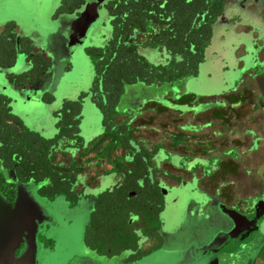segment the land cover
Here are the masks:
<instances>
[{
  "label": "flooded vegetation",
  "instance_id": "1",
  "mask_svg": "<svg viewBox=\"0 0 264 264\" xmlns=\"http://www.w3.org/2000/svg\"><path fill=\"white\" fill-rule=\"evenodd\" d=\"M90 1L96 0H60L57 4L47 0H0V78L13 86L12 96L0 93V119H5L9 128L14 125L23 132L12 133L15 138L31 134L42 141L15 143L10 139V146L0 149V155L7 157L0 156V192L10 210L15 209L16 186L25 190L40 207L39 212L29 213L35 220L26 221V228L19 229L15 238H7L10 249L6 264H256L260 258L249 259L254 251L246 248L245 241L251 235L258 242L256 245L264 246L260 230L263 219L253 216L259 203L262 204L261 195H248L227 203L221 195L222 184L216 186L214 181L204 179L218 169L207 176L203 168L191 171L169 160L157 169L153 158L160 144L141 138L142 131L136 124L145 117L144 113L156 112L148 104L155 103L164 112H172L164 103L174 101L172 90L161 93L160 99L137 101L138 107L125 112L121 109L122 102L133 97L127 87H161L162 84H128L115 97L97 79L95 67L91 88L81 92L77 99H63L52 111L53 123L44 120L41 111L30 108L39 103L36 98L42 90L37 86L44 75L58 74L59 67L66 74L72 70L65 58L64 37L58 32L59 19H80L82 7ZM204 1L207 7L200 17L211 16L210 36L211 25L227 1L233 19H238L236 23H241L240 17L245 19V25L239 29L240 46L236 52L247 59L235 69H245L239 87H264V0ZM189 2L104 0L99 9H105L111 18L112 36L103 48H88V52L100 49L102 54L106 53L114 39L116 10L121 27L117 42L132 46L138 57L136 45L163 48L170 61L171 52L157 44L155 37L169 24L177 7L184 14L181 21L185 26ZM29 33L40 37L59 34L62 60L58 61L44 45L33 46ZM24 64L27 68L21 70ZM172 83L164 84L172 87ZM88 101L101 113L103 132L86 144L81 132L82 128L88 131L92 127L83 114ZM53 102L55 97L44 91L40 103ZM109 109L114 114H109ZM118 109L123 111L119 113ZM27 122L36 123L39 131H30ZM182 127L186 125L178 126L181 132L167 144L176 152L164 145L162 148L177 158L205 159L194 154L198 147L194 150L188 146L190 137L194 138L200 129L185 131ZM47 130L54 133L49 138L42 137ZM150 130L158 132L154 127ZM211 134L216 137L215 131ZM184 142L185 147L180 148ZM199 169L200 176L196 174ZM8 177L14 178L13 181ZM206 182L211 183V190L204 188ZM56 205L61 206L58 212L54 211ZM77 215L82 219L77 247L56 262L61 250V227L76 226ZM220 216L227 221V229L220 226ZM243 216H249L252 229L243 227ZM216 220L217 226L208 234L212 229L210 224ZM237 220L243 221L239 227H235ZM188 224L189 237L183 242ZM12 241L15 243L11 244Z\"/></svg>",
  "mask_w": 264,
  "mask_h": 264
},
{
  "label": "rangeland",
  "instance_id": "2",
  "mask_svg": "<svg viewBox=\"0 0 264 264\" xmlns=\"http://www.w3.org/2000/svg\"><path fill=\"white\" fill-rule=\"evenodd\" d=\"M47 1L57 4L60 0ZM103 2L104 0L88 2L80 11L82 14L80 19L63 17L59 19L61 27L58 32L61 37H64L67 50L65 58L71 64L72 70L66 74L61 72L62 69L59 67L58 74H46L41 78L37 87H40L42 92L36 98L39 103L35 102L36 105L30 108H33L34 112L41 111V114L45 116L44 120L47 118L53 123L52 111L62 104L63 99H77L81 92L91 88L95 77L96 58L88 52V48H103L112 36L111 18L105 9H99ZM233 18L234 14L227 1L221 14L211 25V36L204 46L203 60L198 64L196 74L178 79L171 84L172 87L169 84H162L161 87H127V92H130L133 97L130 96L129 99L123 101L121 109L126 112L128 109L138 107L137 101H146L150 98L160 99L161 93L172 90L174 101L164 102L172 112L166 113L155 103H150L148 107L155 108L156 112L144 113L145 117L136 124L139 125L137 128L142 131L141 138L160 144L157 146L158 153L153 158L156 168L159 169L161 164L169 160L177 165L182 164L191 171L203 168L207 176L218 169L210 178L204 179L211 180L212 183L214 181L216 186L222 184L221 195L225 196L227 203L237 198L260 194L259 201L262 204L259 203L253 216L263 219L260 230L264 235V87H239L240 76L245 69L239 71L235 69L239 67L240 62H247V59L236 52L240 46L239 29L245 25L246 21L240 17L241 23H236L238 19ZM45 27L49 28L48 23H45ZM28 35L31 37L33 46L44 45L47 50H51L56 55L58 61L62 60L60 59L62 52L59 50L62 43L58 42L59 34H49L46 37L31 33ZM136 46L137 54L150 67L166 65L169 61V54L163 48L143 44ZM24 66L21 70L27 68V65L24 64ZM69 85L72 87H67ZM10 87L13 86L0 78L1 94L12 96ZM44 91L55 97L53 104L40 103ZM85 105L83 114L92 123L88 131L82 128L81 132L87 144L103 132V127L102 116L96 106L90 101ZM117 111L120 113L123 110L118 109ZM179 112L183 115H179ZM109 114H114V111L109 109ZM185 125L186 127H182V130L197 131L200 129L194 138L190 137L188 146L194 150L198 147L199 150L194 154L205 159L177 158L162 148L161 145L167 147L168 142L172 141L171 137L175 138L176 133L181 132L178 126ZM26 126L32 132L39 131L36 123L27 122ZM151 127L158 132L150 130ZM50 129L53 131L51 127ZM165 131L168 133L163 135ZM214 131L216 137H211ZM53 133L47 130V133H42L41 136L49 138ZM183 147H185V142L180 146V148ZM167 148L169 151L176 152L169 146ZM178 152L182 151L178 150ZM188 155L192 156L191 153ZM196 174L201 175L200 169ZM209 185L211 183L206 182L204 188L211 190ZM59 210L61 206L56 205L54 211ZM253 216L250 218H254ZM77 217L79 219L76 218L78 219L76 226L61 227L59 233L61 250L58 252L56 262L65 258L71 248L77 247L80 239L78 228L82 221L81 216L77 215ZM243 217L245 221L243 227L250 228L252 222L249 216ZM242 222V220H237L235 227H239ZM217 223V220L212 221L210 224L212 229L208 234L212 233ZM226 223L227 221L221 217L220 226L223 230L228 228ZM189 229L188 224L187 231L182 235L183 242L189 237ZM250 236L248 235V240L245 241L246 248L254 251L249 259L252 258L253 261L259 257L260 260L256 264H264V246L256 245L258 242L253 240L254 236Z\"/></svg>",
  "mask_w": 264,
  "mask_h": 264
},
{
  "label": "trees",
  "instance_id": "3",
  "mask_svg": "<svg viewBox=\"0 0 264 264\" xmlns=\"http://www.w3.org/2000/svg\"><path fill=\"white\" fill-rule=\"evenodd\" d=\"M205 7H207V3L204 0H190L186 11L187 23L185 26L181 21V15L184 14L179 7L172 12L173 18L168 21L169 24L164 27V30L157 34L155 42L168 49L173 58L165 66L158 67H150L135 54L132 46L123 45L116 41L118 37H121V27L115 10L114 39L109 43L105 50L106 53L102 54L100 49L91 50L96 58L97 79L101 80L102 84L106 85L116 97L122 88L128 84H164L196 74L198 64L203 59L204 46L210 36L211 16L206 14L204 19L200 17ZM163 14L165 13L163 12ZM20 132L21 130L14 125L9 128L6 125V120L1 118L0 144L2 145L0 149L8 148L10 139H13L15 143L41 141L31 134L17 136V138L11 135ZM0 156L4 159L7 158L5 155Z\"/></svg>",
  "mask_w": 264,
  "mask_h": 264
},
{
  "label": "water",
  "instance_id": "4",
  "mask_svg": "<svg viewBox=\"0 0 264 264\" xmlns=\"http://www.w3.org/2000/svg\"><path fill=\"white\" fill-rule=\"evenodd\" d=\"M51 29L54 28L52 27ZM8 179L10 181L14 178L8 177ZM15 189V209L13 211L10 210L4 195L0 192V264H6L9 260L8 252L10 246L7 243V238H15L19 229L26 228V221L32 222L35 220L30 217L29 213H37L40 210L39 205H37L36 202L30 198L25 190L20 189L19 186H16ZM11 231L12 233L10 234L9 232ZM10 243L14 244L15 242L12 241ZM9 256H11V254H9Z\"/></svg>",
  "mask_w": 264,
  "mask_h": 264
}]
</instances>
